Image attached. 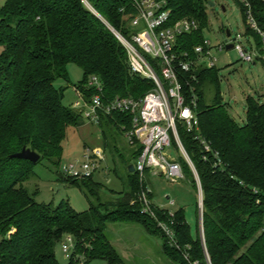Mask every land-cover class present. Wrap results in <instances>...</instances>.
<instances>
[{"label": "trees", "instance_id": "trees-1", "mask_svg": "<svg viewBox=\"0 0 264 264\" xmlns=\"http://www.w3.org/2000/svg\"><path fill=\"white\" fill-rule=\"evenodd\" d=\"M164 1L172 21H198L197 32L176 41V50L191 53L208 27L204 0ZM235 1L244 35L252 37L261 55L262 37L246 26L245 8ZM247 2L264 35V3ZM135 13L131 0H5L0 7V234L4 236L0 264H59L55 250L65 236L74 243L68 264H77L78 258L85 264L95 260L123 264L106 235V225L116 222L136 223L146 233L159 236L163 254L176 264H264V103L249 99L245 121L237 123L222 101L215 67L196 72L199 136L211 152L203 151L195 134L177 127L201 185V223L198 219L195 238L182 209L169 214L152 207L155 219L140 212L137 195L147 182L141 185L135 173L127 177L126 190L114 193L101 191L103 186L92 175L78 180L65 178L57 170L67 129L82 126L84 119L63 104L65 89L56 88L55 81L74 87L77 98L83 100L90 97L86 83L92 76L102 83L108 100H137L152 87L150 81L130 72L126 53L111 31L127 37L124 18ZM69 64L83 72L77 85L70 84ZM209 90L212 96L206 102ZM123 126L130 127L128 116L102 117L97 126L101 146L105 148L115 132L124 134ZM22 148L39 155L38 162L9 158ZM138 153L132 149L126 162L130 164ZM217 159L220 164L214 166ZM41 161L53 166L60 180L83 191L89 202L86 212L74 211L67 201L57 206L35 201L25 184ZM181 163L195 188L189 168ZM102 195L107 198L103 200ZM159 223L173 231L178 248L168 247Z\"/></svg>", "mask_w": 264, "mask_h": 264}, {"label": "built area", "instance_id": "built-area-1", "mask_svg": "<svg viewBox=\"0 0 264 264\" xmlns=\"http://www.w3.org/2000/svg\"><path fill=\"white\" fill-rule=\"evenodd\" d=\"M245 8L246 26L262 37V51L257 53L255 45L246 50L242 41L244 33L237 34L233 39L230 35L225 37L222 44L216 45V50L222 51L231 45L244 63H253L258 58L264 66V35L260 32L251 13L247 0H237ZM264 3V0H260ZM136 8L134 15L125 16L128 36L113 32L123 47L130 72L142 79L150 81L151 89L141 98L115 97L108 100L104 97L103 86L95 76L89 78L86 88L91 91L88 100L79 98L73 109L78 111L84 121L98 126L102 117L121 114L129 117L130 127L123 126L127 145L138 149L133 170L142 185L146 176L162 178L169 183L185 180L181 160L187 165L198 193L199 216L201 223V185L189 156L187 155L180 138L177 127L182 126L186 132L195 134L205 153H210L208 144L199 136L196 105L198 84L196 72L199 69L215 67V58L212 55V44L203 39L200 45L195 46L192 52L176 50V41L179 37L190 35L199 30V23L193 18L171 20V10L164 0H131ZM204 0L206 7H210ZM213 7L215 3H212ZM221 8L225 9L223 6ZM244 26V25H243ZM224 27L222 28L224 33ZM225 34V33H224ZM247 42V41H246ZM248 43V42H247ZM217 158V154L214 153ZM104 155L100 148H85L83 158L74 163L60 166L63 175L73 179H86L93 175L103 162ZM206 160V156L202 158ZM220 164L217 159L214 166ZM151 191L146 186L138 193L140 212L155 219L151 206ZM158 226L164 232L169 244L178 248L174 241V234L164 224ZM201 236H202V230ZM73 239L65 236L60 243V251L69 261L73 255ZM77 264H84L82 259ZM196 264V263H193Z\"/></svg>", "mask_w": 264, "mask_h": 264}, {"label": "rangeland", "instance_id": "rangeland-1", "mask_svg": "<svg viewBox=\"0 0 264 264\" xmlns=\"http://www.w3.org/2000/svg\"><path fill=\"white\" fill-rule=\"evenodd\" d=\"M211 1L215 5L213 8L206 7L208 27L204 33V38L213 47L211 56L215 58V68L220 78L222 101L227 105L229 115L237 123L242 124L245 121L246 103L249 99L264 103V68L256 60L255 65L242 62L238 53L233 49L216 50V45L225 41L226 36L222 27L229 30L233 39L237 34L242 35L244 33V24L241 18L240 6L235 0ZM4 3L5 0H0V7ZM221 6L225 8L224 11ZM247 40L251 44H254V41L252 37L247 36L242 41L243 47L250 51L251 47L246 42ZM67 73L72 85H77L83 80V72L74 64L67 66ZM54 86L58 89H65L63 104L73 108L72 105L79 100L77 98L78 94H74L72 88L62 80L55 81ZM211 96L209 90L206 102L211 100ZM99 139L98 127L86 121H83L82 126L78 128L69 127L62 143L63 157L60 166L74 163L75 160L82 161L85 147L101 148V140ZM114 147L116 150L113 149ZM102 150L104 151L105 160L93 174V181L103 186L101 191L120 193L126 190L128 186L127 177L130 173L125 164L127 160H131L132 150L127 145L124 134L115 132L114 136L109 139L107 146ZM57 170L63 177L69 178L63 175L59 169ZM57 170L47 161L39 162L34 167L35 175L25 184L29 193L34 194V199L39 204L57 206L60 202L67 201L74 211L86 212L89 208V202L83 191L76 186L63 182V179L60 180L56 174ZM149 182L153 192V195L150 194L151 206L169 214H174L182 209L186 223L190 228V234L192 238H195L199 227V205L197 206L199 197L196 189L190 183V178L177 183H169L162 178L150 179ZM102 197L103 200L107 198L105 195H102ZM106 228V235L117 254L121 256L123 264H169L167 262L169 259L164 254L155 251L154 244L161 245V238L146 233L139 224L116 222L107 224ZM144 237L147 239H144ZM3 238L4 236L0 234V241ZM168 247L173 246L169 244ZM55 251L58 263L68 264L60 251V247H57ZM171 262L176 264L173 261ZM86 264L106 263L95 260Z\"/></svg>", "mask_w": 264, "mask_h": 264}, {"label": "water", "instance_id": "water-1", "mask_svg": "<svg viewBox=\"0 0 264 264\" xmlns=\"http://www.w3.org/2000/svg\"><path fill=\"white\" fill-rule=\"evenodd\" d=\"M208 5L211 8H213V4L211 2H208ZM222 10L224 11L223 8H222ZM224 33L227 37L230 35V32L227 29H224ZM225 48H226V50H229L232 48V46L227 45ZM9 158L27 160L33 164L37 163L38 160L40 159L39 155H37L35 152H33L29 149H26V148H22V150L20 152L10 155ZM128 170H129V173H133V171H134L133 166L131 165Z\"/></svg>", "mask_w": 264, "mask_h": 264}, {"label": "crops", "instance_id": "crops-1", "mask_svg": "<svg viewBox=\"0 0 264 264\" xmlns=\"http://www.w3.org/2000/svg\"><path fill=\"white\" fill-rule=\"evenodd\" d=\"M247 42H248V44H249V46H251L252 44H251V42L249 41V40H247ZM256 61H259L260 63H261V61L260 60H256ZM253 65H255V62H253ZM261 65H262V63H261ZM263 67V66H262ZM71 87V86H70ZM72 88V90H73V92H74V94H77L76 93V90H75V88L74 87H71ZM77 96V95H76ZM85 148H90V147H85ZM96 148H99V147H96ZM90 149H92V148H90ZM100 149H103L102 147L100 148ZM131 150H132V148H131ZM134 150V149H133ZM103 151V150H102ZM103 155H104V151H103ZM105 160V155H104V159H103V161ZM134 161L135 160H132L131 162H130V164H128L127 162H126V164H125V166H126V168H127V170L129 169V167L132 165L133 166V164H134ZM128 172H129V170H128ZM133 173H134V171H133ZM130 174H132V173H130ZM155 178H158V177H153V176H150V175H147L146 176V182H147V185L149 184V186H148V188H150V190H151V195H153V192H152V189H151V185H150V179H155ZM92 179H93V175H92ZM181 182V181H180ZM195 189H196V187H195ZM196 192H197V190H196ZM152 198H153V196H152ZM198 205V204H197ZM198 214V213H197ZM198 219L200 220V216L198 215ZM144 239H147L146 237H144ZM154 247H155V251H159L161 254H163V252H162V244L161 245H158L157 243H155L154 244ZM59 248V247H58ZM150 248V247H149ZM56 252V251H55ZM164 256V255H163ZM167 262H169V264L171 263L172 264V262L171 261H167Z\"/></svg>", "mask_w": 264, "mask_h": 264}]
</instances>
